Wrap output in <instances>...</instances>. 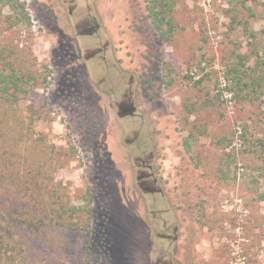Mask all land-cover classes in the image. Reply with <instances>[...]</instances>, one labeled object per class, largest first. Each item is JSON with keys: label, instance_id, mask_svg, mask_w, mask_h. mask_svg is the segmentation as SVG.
<instances>
[{"label": "rangeland", "instance_id": "rangeland-1", "mask_svg": "<svg viewBox=\"0 0 264 264\" xmlns=\"http://www.w3.org/2000/svg\"><path fill=\"white\" fill-rule=\"evenodd\" d=\"M6 1L4 147L41 199L90 208L24 234L27 264H264V83L242 98L230 73L239 54L262 73L264 0H177L169 41L146 0H18L25 20Z\"/></svg>", "mask_w": 264, "mask_h": 264}, {"label": "trees", "instance_id": "trees-1", "mask_svg": "<svg viewBox=\"0 0 264 264\" xmlns=\"http://www.w3.org/2000/svg\"><path fill=\"white\" fill-rule=\"evenodd\" d=\"M177 0H146L147 16L150 18L156 32L165 40L169 41L174 30L175 22L172 15ZM18 16L19 20H25L22 3L18 0H7ZM238 67H232V82L238 89L237 94L250 100L258 98L257 90L264 83V59L257 61L256 65L262 68V73L247 64L251 59L249 54L237 55ZM259 60V59H258ZM4 65L0 66V97H16V92L22 90L20 76L13 71L4 72ZM5 141L0 131V264H27L23 235L32 233L48 221L63 226H80L88 228L90 208L87 205L78 207L69 205L67 199L52 191L44 190L42 198L36 192L37 185L34 183L35 173L32 166L14 168L16 163L7 154L4 147ZM28 163V159H25ZM14 169V170H13ZM13 186L22 192V198L26 205H15L14 201L5 199V187ZM41 188V187H40ZM85 216H84V214ZM76 214L79 221H72L71 217ZM87 259L84 264H90L89 251L86 250Z\"/></svg>", "mask_w": 264, "mask_h": 264}, {"label": "flooded vegetation", "instance_id": "flooded-vegetation-1", "mask_svg": "<svg viewBox=\"0 0 264 264\" xmlns=\"http://www.w3.org/2000/svg\"><path fill=\"white\" fill-rule=\"evenodd\" d=\"M87 29H88V31H91V30L96 29V28H94V27H88ZM125 110L131 112V111L134 110V107H126ZM151 169H152V165H151L150 162H148L144 166V169H142L141 171H139L138 178L141 180L140 181V185H142L143 188L154 191L155 189L150 186V184H151V174H152Z\"/></svg>", "mask_w": 264, "mask_h": 264}]
</instances>
